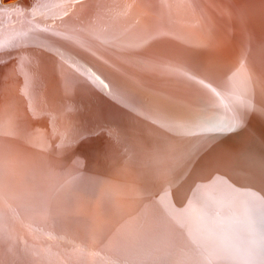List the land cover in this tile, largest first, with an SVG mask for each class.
Here are the masks:
<instances>
[{
	"label": "bare ground",
	"instance_id": "1",
	"mask_svg": "<svg viewBox=\"0 0 264 264\" xmlns=\"http://www.w3.org/2000/svg\"><path fill=\"white\" fill-rule=\"evenodd\" d=\"M17 2L0 264H264V0Z\"/></svg>",
	"mask_w": 264,
	"mask_h": 264
},
{
	"label": "rangeland",
	"instance_id": "2",
	"mask_svg": "<svg viewBox=\"0 0 264 264\" xmlns=\"http://www.w3.org/2000/svg\"><path fill=\"white\" fill-rule=\"evenodd\" d=\"M11 1H15V0H1L0 1V4H7V3H9V2H11ZM115 223V224H114ZM114 223H113V226H112V230H116L117 228L119 229V227H120V224L118 223V220H114ZM108 264V263H107Z\"/></svg>",
	"mask_w": 264,
	"mask_h": 264
},
{
	"label": "water",
	"instance_id": "3",
	"mask_svg": "<svg viewBox=\"0 0 264 264\" xmlns=\"http://www.w3.org/2000/svg\"><path fill=\"white\" fill-rule=\"evenodd\" d=\"M19 2H20V0H18V2H17L15 5L10 6V9H11V8L14 9L17 5H19Z\"/></svg>",
	"mask_w": 264,
	"mask_h": 264
},
{
	"label": "snow or ice",
	"instance_id": "4",
	"mask_svg": "<svg viewBox=\"0 0 264 264\" xmlns=\"http://www.w3.org/2000/svg\"><path fill=\"white\" fill-rule=\"evenodd\" d=\"M4 47V45H0V48H3ZM98 79V78H97ZM101 84H103V82L101 81ZM105 88H107L108 87V85H103Z\"/></svg>",
	"mask_w": 264,
	"mask_h": 264
}]
</instances>
